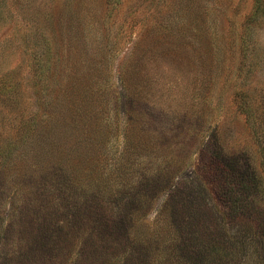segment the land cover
<instances>
[{"label": "rangeland", "instance_id": "rangeland-1", "mask_svg": "<svg viewBox=\"0 0 264 264\" xmlns=\"http://www.w3.org/2000/svg\"><path fill=\"white\" fill-rule=\"evenodd\" d=\"M263 227L264 0H0V264H264Z\"/></svg>", "mask_w": 264, "mask_h": 264}, {"label": "trees", "instance_id": "trees-1", "mask_svg": "<svg viewBox=\"0 0 264 264\" xmlns=\"http://www.w3.org/2000/svg\"><path fill=\"white\" fill-rule=\"evenodd\" d=\"M242 179V184L244 185V187H246V186H250L251 184H252V182L253 181H255L256 182V184H258V182L259 181H257L255 178H253V177H250V178H245L244 176H243V178H241ZM169 181H170V179H169ZM62 219H59L57 222H59V221H61ZM63 223V222H62ZM262 227V226H261ZM121 231V230H120ZM263 231H264V227H263ZM108 234V233H107ZM261 234V233H260ZM263 235H264V232H263ZM123 237V236H122ZM264 238V237H263ZM59 241V240H58ZM264 246V243H262V247ZM146 248H148V249H151V247L150 246H147ZM157 248V246H154V247H152V249H156ZM179 250L177 249V250H173V253H168L167 255H168V259L170 260V262L171 263H176V264H195L197 261H195L194 260V258H192L193 257V255H192V257L190 258V257H184V256H178L177 254H176V252H178ZM171 255V256H170ZM173 256H178V259L176 258V259H174V257ZM184 257V258H183ZM203 262V261H202ZM205 264H220V263H218V262H214V261H209L208 263L206 262Z\"/></svg>", "mask_w": 264, "mask_h": 264}]
</instances>
